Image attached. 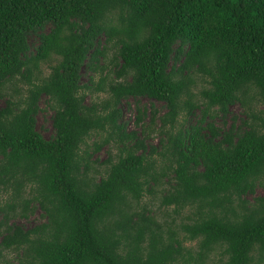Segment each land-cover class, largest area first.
Returning a JSON list of instances; mask_svg holds the SVG:
<instances>
[{
  "label": "trees",
  "instance_id": "16d2710c",
  "mask_svg": "<svg viewBox=\"0 0 264 264\" xmlns=\"http://www.w3.org/2000/svg\"><path fill=\"white\" fill-rule=\"evenodd\" d=\"M0 97V264H264V0H0ZM141 97L165 110L143 123ZM236 102L245 119L217 126ZM99 130L117 151L96 169Z\"/></svg>",
  "mask_w": 264,
  "mask_h": 264
},
{
  "label": "rangeland",
  "instance_id": "374dc122",
  "mask_svg": "<svg viewBox=\"0 0 264 264\" xmlns=\"http://www.w3.org/2000/svg\"><path fill=\"white\" fill-rule=\"evenodd\" d=\"M41 67V75H47L50 71V68L48 67V63L47 62H43L40 65ZM87 74L84 73L82 76V82H85L87 80ZM15 81V80H14ZM15 85L14 86H20V89L23 90V85H21V83L18 81L14 82ZM203 84L202 81H198L197 86L194 88V93L197 92V89L200 88L201 84ZM23 92V91H22ZM106 94L100 92V93H95L92 95V98L97 99L98 101L101 100L102 98L105 97ZM91 97L89 95L86 96V101L90 102ZM40 102V107L41 110H39V112L36 115V120H37V127L38 130L42 133V135L44 137H48L49 134L52 131V126H51V110L45 108V104H44V98H41L39 100ZM138 103L140 104V106L142 108L146 109V114L144 116V120L143 123H147L149 121L150 115H151V110L152 108L150 107V104H153V107L157 109L158 113H162L165 108L162 106V104L160 102H157L155 100H149L145 97H141L138 99ZM4 105V99L0 97V107ZM136 103L134 98H129V99H124L121 101L120 103V109L122 111V116L123 119L127 122V129H136L137 131H139V128L137 125H135V117H136ZM256 106H259L257 104V102L251 101V106L254 108ZM245 110L249 112V110L247 109V102H236L235 104H232L230 106V114L228 116L225 117V123H223L222 121L219 120V118H217L215 120V124L217 126H220V128H227L228 126H230L233 121H234V125L238 126L239 123H241L242 120L245 119ZM150 114V115H149ZM247 120H250V117H248ZM180 121V120H179ZM181 122V121H180ZM155 123H159L158 119L155 120ZM188 124V123H186ZM105 136V132L103 130H99L97 132H93L91 133L88 138H87V142L85 145L81 146L82 147V151L83 149H85L87 151L86 154H90V157L88 158L90 165L93 166L96 169H101L104 165H102V162L105 158H107V155L109 152L112 153H116V149L115 148H109V146L107 145H103L99 150L94 151V147L92 145L93 141H101ZM158 142V136L154 135L153 137L149 136L148 138H146V143H153L156 144ZM158 150H160L159 146H158ZM156 157H159L156 154H153ZM84 156H86L84 154ZM98 178V175H97ZM256 194H264V190L260 187H256L255 193L252 194L251 196L248 195V197H252L253 195ZM157 195V194H155ZM145 202L147 205V208H150L149 213H154L155 218L161 222L164 223L165 221L168 222V224L170 223V221H172V219H174V222H183V221H187V215L190 214L191 212V208L189 207H185L184 209L180 210L178 214H175L172 210V207H158V201L155 200L154 197H152V195L147 194L142 203ZM34 212H32L31 214H29V217L27 219H22V218H18L16 221L21 222V224H23L24 227H30L33 226L37 223H39V221H43V218L40 217V212L41 210L37 207V205H34ZM187 245H193L194 241L192 242H188L186 241ZM221 249L220 248H215L211 257H210V261L212 264H221L223 257L222 255L219 253ZM7 253V255H6ZM4 255H6V257L9 260H14L16 258V254L14 251L12 250H8L6 252H4Z\"/></svg>",
  "mask_w": 264,
  "mask_h": 264
}]
</instances>
